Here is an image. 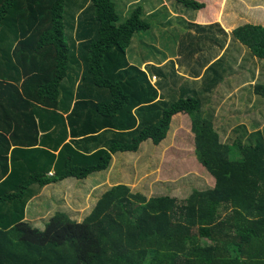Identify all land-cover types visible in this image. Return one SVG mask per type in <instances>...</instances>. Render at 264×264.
<instances>
[{
  "label": "trees",
  "instance_id": "16d2710c",
  "mask_svg": "<svg viewBox=\"0 0 264 264\" xmlns=\"http://www.w3.org/2000/svg\"><path fill=\"white\" fill-rule=\"evenodd\" d=\"M120 22L113 0H0V264H264V29L233 33L256 60L250 69L260 77L246 84L263 105L233 110L243 121L222 124L234 127L222 137L206 106L225 60H196L187 33L184 45H171L177 59L143 71L128 51L151 26L141 9ZM195 29L224 49L219 25ZM151 49L154 61L162 58ZM132 53L142 57L138 47ZM183 65L192 67L190 80ZM206 66L204 84L196 82ZM179 114L191 119L195 157L214 187L181 201L118 185L82 221L57 213L44 231L26 221L40 190L107 172L113 156L137 154L146 142L159 149ZM12 144L23 154L21 172L23 163L7 166Z\"/></svg>",
  "mask_w": 264,
  "mask_h": 264
},
{
  "label": "crops",
  "instance_id": "0c3cea01",
  "mask_svg": "<svg viewBox=\"0 0 264 264\" xmlns=\"http://www.w3.org/2000/svg\"><path fill=\"white\" fill-rule=\"evenodd\" d=\"M119 1L122 5H124L122 7L124 9V13H127V15H129L128 17H126V19L130 18L137 9H141L142 14H143V20H144V16L147 18H152V17L158 16L159 14H163V12H167L166 14L167 18L165 19V23L161 24V27L165 28L166 31L167 29H169L171 31V39H174V42L170 43L168 46L170 45L174 46L178 44L179 46L184 45V40H185L184 34L192 33L191 36H193L196 39L189 36L188 46L190 48L188 49V53L193 54L194 51L197 49L196 50L197 52H195L196 60L202 61V62H212V63L218 61L220 58H223L225 60L224 67L220 70V74L223 76L224 81L222 84L218 86L216 90H214V93L211 96V103L206 106L207 107L206 116L209 117L210 115L213 114L214 118L216 119V123L222 126V124H231L232 123L231 119L233 118H237L238 120L242 119L244 114L237 116V114L232 113L233 110L239 111L243 109L246 111V109L248 108H253L255 104L260 105V106L263 105L261 102H259V99L253 96V93L249 97L245 96V94L249 92V89H247L248 84L246 83L251 82L254 79H258L260 75H259L258 70L255 71L253 68L250 69V64H252L251 62H256V60L250 61L247 58L248 55H251V54H249L243 48V46L241 45L239 41L233 38V33L237 29H240L243 27L264 29V0H247L248 2L246 0H194L198 3L204 4L205 7L201 11H197V12L192 11L191 14H188L185 11L183 12L178 11V9L176 11H173V8H175L176 5L172 2L171 4L172 8L170 9L168 0H119ZM215 7L219 8L218 11L214 10ZM230 7L233 8L232 11H230L231 14L225 17V12ZM131 8L133 9L131 10ZM214 25H219L221 29L225 32V34L228 35V39H227L224 49L219 48L218 44L216 43L214 39L207 40V39L196 37V34L197 33L200 34V33L195 29V27L210 28V26H214ZM139 34H144V33H139ZM222 43L223 42L219 44L222 45ZM143 45H146V44H143ZM163 46L165 47L164 44L162 45V47ZM132 51H134V49ZM159 54L162 55V58L160 59L162 61L160 63V66H164L169 61L177 59V57H175L176 54L175 52H173L172 49L168 52H165V48L164 49L162 48L161 50H159ZM141 58L142 57L137 56L134 58V60H131L132 58L128 56V60L133 66H137L136 63ZM235 63L238 64V67L235 68V71L234 69H231V71H229L231 66H233ZM148 65H154V63L148 58H143L142 64L138 67H141L142 70L145 71ZM207 67L208 66H206L203 69L201 77L198 80H196V82L202 84L203 82L202 79L205 76ZM191 74H192V67L190 65L188 66L183 65L181 76L185 77V80H190L189 78ZM254 74H255V77H254ZM207 80L209 79L207 78ZM151 82H152L151 84H155L156 78H154V80H152ZM252 86H255V85H252ZM162 95H163V92H161L160 94L161 98H162ZM233 101H235L234 108L232 105ZM219 103L220 104L222 103V105L219 106L220 105ZM225 103H228L229 105L227 104L225 105ZM214 111H215V114H214ZM175 123H176V126H174ZM191 126H192L191 119L188 115H184V114L176 115L172 120L171 132L169 135L171 136L172 134H174L173 136H177V135L189 134L190 139L193 142L192 149L194 150V155H195V149H196L195 148V138H194V135H192ZM186 130H188L189 133H187ZM169 135H168V138L162 143V145L167 144L170 138ZM191 135L193 137H191ZM13 151L14 153L12 154ZM138 155L140 156V154ZM115 157L116 155L113 156V162H112L111 168L107 172H104L106 173L105 177H103L100 180V182H97L96 185H93L85 193H82V195H78V196H83V197L90 196L91 197L93 194V191H96L102 188L101 189L102 192L99 193L98 198L94 202L97 204L98 200L102 197L100 196L101 193H105L107 189H110L114 186L125 185V183H122V181L118 180L119 176H117V180H116V175L118 174V172H120L118 171V169H121L123 171L124 165H122L121 163L119 165L120 159L115 163ZM23 161H24L23 154L20 153V151L15 150L12 144V149L8 157L7 166L12 170L14 167L18 170L20 166H22V163H23V166L19 170L21 172L24 168ZM114 164H115V167H114ZM118 165L119 167H117ZM53 175L54 173H50L49 177H53ZM66 182H68V180L62 183H59V184L61 185ZM59 184H54V185H59ZM105 185H107L108 187L103 188ZM70 189L79 190L80 188L76 186H72L70 187ZM52 190H54L53 185L43 188L42 190H40L39 195L30 202V204L28 205L26 209V221L27 222H30L28 220V213L29 214L31 213L30 205L33 202L44 198L45 194L49 193ZM80 191L83 192V190H80ZM67 196H70V195H67L65 193L62 199H61V196L59 197V199L66 200ZM49 197H50V194H49ZM69 202L64 206V211H66L67 206H69ZM37 207H41V204L37 205ZM37 207L35 206L33 207L32 218L39 217L40 215L41 211ZM79 210L80 209H78L76 213H79ZM74 211L75 209L73 208H70V209L67 208L66 214L70 217H84V213H80L81 215L79 216H76L77 214L73 215L72 212ZM47 212H48V215H50V213L53 211L48 209ZM30 223H33V222H30ZM32 225L34 226L35 224L33 223Z\"/></svg>",
  "mask_w": 264,
  "mask_h": 264
},
{
  "label": "rangeland",
  "instance_id": "374dc122",
  "mask_svg": "<svg viewBox=\"0 0 264 264\" xmlns=\"http://www.w3.org/2000/svg\"><path fill=\"white\" fill-rule=\"evenodd\" d=\"M113 2L117 7L119 17L121 18L120 24L126 22L129 19H126V17L129 15L124 13V9L122 8L124 5H122L119 0H113ZM168 2L170 9L172 8V2L176 5V7L173 8V11L178 9V11H185L188 14L192 13V11L185 10L183 7L178 6L175 0H168ZM132 9L133 8H131V10ZM218 9V7L214 8L215 11H218ZM232 9L233 8L230 7L226 10L225 17L231 14L230 11H232ZM166 14L167 12H163V14H159L158 16L152 18H147L144 16V20L151 26V30L144 34H137L133 38V49L138 47L140 54L142 55V58L136 63L137 66L142 64L143 58L146 57L145 55H148V59L153 63H156L158 60H160L157 59L154 61L155 56L149 53V50L152 51V47L161 50L163 48L161 46L164 44L165 52H168L173 48L171 45L168 46L170 43L174 42V39H171V31L169 29L166 31L165 28L161 27V24L165 23V19L167 18ZM143 44H146L151 48H145L146 46ZM128 52V56L132 58L131 60H134L135 55L131 50ZM251 95L252 92H247L245 94L247 97ZM255 108L256 107H254V109ZM251 110L252 108H248L249 112ZM249 116L251 117V114ZM248 118L249 117H246V119ZM239 121H243V119H240ZM174 126H176V123ZM221 127L223 131L219 130V132L222 134V137L223 135L229 137L231 135L230 131L234 128L225 125ZM188 130H186L187 133H189ZM258 132L264 135V125L259 129ZM173 135L174 134L171 136L169 135L170 138L167 144H163L161 147H159V149H157V147L151 142H146L142 145L140 151L137 154H117L115 157V163L120 159L119 165L121 163L124 165V167L123 171L118 169L120 172L116 175V180L117 176H119V181H122V183H125V185L131 187L134 193L141 194L147 199L158 196H171L182 201L190 195L192 190L202 189L209 186L214 187V179L200 165L194 155V150L192 149L193 142L190 139V135ZM192 135L191 137H193ZM138 154H140V156ZM119 165L117 167H119ZM105 175L106 173H100L89 177L85 181L68 180V182L64 184L53 185L54 190L46 193L44 198L39 199L30 205L31 213H28V220L35 224L34 226H36V229L44 231L45 226L49 223L50 219L57 213L65 214L67 208L75 209V213L72 212L73 215L77 214L76 216H79L81 215L80 213H84V217H88L95 207L96 203L94 202L98 198L99 193L102 192V188L93 191L91 197H83L78 195H82V193H85L93 185H96L97 183H94V181L101 180L103 177H105ZM72 186H76L80 189L72 190L70 189ZM107 187L108 186L105 185L103 188ZM80 190H83V192ZM65 193L70 196H67L66 200H61ZM103 194L104 193H101L100 196ZM60 196L61 199H59ZM68 202L69 206H67L66 211H64V206ZM39 204H41V207H37ZM34 206L37 207L41 212L39 217L32 218ZM48 209L53 211L50 213V215H48ZM78 209H80L79 213H76ZM84 217H74V219L77 221H82Z\"/></svg>",
  "mask_w": 264,
  "mask_h": 264
},
{
  "label": "built area",
  "instance_id": "2783aa9c",
  "mask_svg": "<svg viewBox=\"0 0 264 264\" xmlns=\"http://www.w3.org/2000/svg\"><path fill=\"white\" fill-rule=\"evenodd\" d=\"M51 176V175H50Z\"/></svg>",
  "mask_w": 264,
  "mask_h": 264
}]
</instances>
